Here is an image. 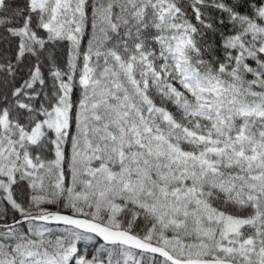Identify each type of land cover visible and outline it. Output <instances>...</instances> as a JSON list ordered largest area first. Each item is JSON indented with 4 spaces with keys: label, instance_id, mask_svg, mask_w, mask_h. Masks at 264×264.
Returning a JSON list of instances; mask_svg holds the SVG:
<instances>
[{
    "label": "snow or ice",
    "instance_id": "snow-or-ice-1",
    "mask_svg": "<svg viewBox=\"0 0 264 264\" xmlns=\"http://www.w3.org/2000/svg\"><path fill=\"white\" fill-rule=\"evenodd\" d=\"M0 264H264V0H0Z\"/></svg>",
    "mask_w": 264,
    "mask_h": 264
}]
</instances>
